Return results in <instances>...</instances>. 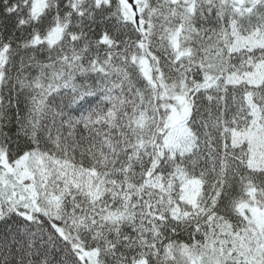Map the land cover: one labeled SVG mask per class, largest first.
Returning <instances> with one entry per match:
<instances>
[{
	"label": "snow or ice",
	"instance_id": "obj_1",
	"mask_svg": "<svg viewBox=\"0 0 264 264\" xmlns=\"http://www.w3.org/2000/svg\"><path fill=\"white\" fill-rule=\"evenodd\" d=\"M0 264H264V0H0Z\"/></svg>",
	"mask_w": 264,
	"mask_h": 264
}]
</instances>
